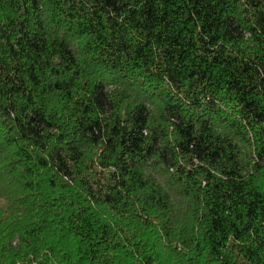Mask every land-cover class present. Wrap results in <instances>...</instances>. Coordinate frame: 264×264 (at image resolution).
Returning a JSON list of instances; mask_svg holds the SVG:
<instances>
[{
    "label": "trees",
    "instance_id": "16d2710c",
    "mask_svg": "<svg viewBox=\"0 0 264 264\" xmlns=\"http://www.w3.org/2000/svg\"><path fill=\"white\" fill-rule=\"evenodd\" d=\"M0 264H264V0H0Z\"/></svg>",
    "mask_w": 264,
    "mask_h": 264
}]
</instances>
